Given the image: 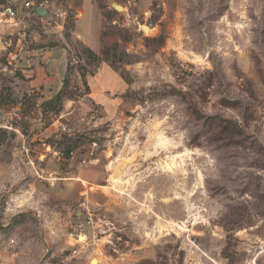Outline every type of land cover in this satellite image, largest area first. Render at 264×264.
I'll list each match as a JSON object with an SVG mask.
<instances>
[{"label": "rangeland", "instance_id": "1", "mask_svg": "<svg viewBox=\"0 0 264 264\" xmlns=\"http://www.w3.org/2000/svg\"><path fill=\"white\" fill-rule=\"evenodd\" d=\"M46 1L43 17L0 9L1 150L12 174H27L11 155L25 146L40 176L2 192L0 246L12 264H264V0ZM91 6L118 89L87 92L81 80L82 69L98 79L101 64L73 37ZM61 46L79 72L66 89L73 103L42 135L54 115L39 116L41 96L23 91L15 65ZM67 177L85 179L81 198L55 195Z\"/></svg>", "mask_w": 264, "mask_h": 264}, {"label": "crops", "instance_id": "2", "mask_svg": "<svg viewBox=\"0 0 264 264\" xmlns=\"http://www.w3.org/2000/svg\"><path fill=\"white\" fill-rule=\"evenodd\" d=\"M22 11L24 10H19V12ZM87 13H90V15L97 14V17L93 19L91 26L82 28ZM101 26L102 22L97 10L92 6L91 8L88 7L81 11V19L76 22L73 37L81 42L86 48H89L94 53L99 54L97 51H99L100 46ZM22 54L23 56L20 55V62H18L15 67L18 69L21 77L23 78V80L18 82L22 86L23 91L28 94L31 92H38L41 98L38 99L37 102L43 103L51 100L56 94H58L63 86V79L67 69V51L64 48L56 47L51 49H32L31 51H26ZM25 55L28 56V59L21 61ZM97 70V75H95L99 77L98 79L95 76L92 77V75H88L85 78L89 89H92V91L93 88H99L101 90H104L107 87H110L111 89H118L121 86L119 78L107 64L101 63ZM0 85H2L1 81ZM93 93L94 92H91L87 94V96H92ZM66 102L67 103L64 104L68 105L64 106L63 104L60 113L57 116H54L51 125L46 128L43 133H41L42 135L51 134L58 130L57 125L62 124L61 120L68 116V106L73 103L70 100ZM37 113L40 116L41 109H37ZM39 116L38 118L31 120L32 126L36 125L35 123H40L41 119ZM0 128H3V126L0 125ZM1 147L2 145H0V200L3 197L2 192L4 191V193H6L9 183L12 182L17 184L23 180L24 175L36 176L35 172L32 171L33 169L30 170V168H27L29 167V164L32 163V160L27 156L25 146L22 145L23 148H21V150L16 149L11 155L16 157V162L20 163L21 161V165L24 167V173L27 174H19L16 171L15 174H12L9 171L8 153L1 150ZM24 152L25 154H23ZM61 182L60 188L55 191V195L60 200L74 201L81 198V195L85 190V179L67 177L61 179ZM50 185L54 186L53 183H50ZM3 245H6V243H3ZM7 247L0 246V264H12L13 259L9 255Z\"/></svg>", "mask_w": 264, "mask_h": 264}, {"label": "trees", "instance_id": "3", "mask_svg": "<svg viewBox=\"0 0 264 264\" xmlns=\"http://www.w3.org/2000/svg\"><path fill=\"white\" fill-rule=\"evenodd\" d=\"M3 3H6L5 0H0V5H2ZM60 48H64L65 50H67L65 46H61ZM82 52H83L85 60L88 63H97V64L99 63L100 64V63L106 62L108 63V66L112 69V71L117 73L114 63L111 62L108 57L101 58L99 54L94 53L89 48H84ZM66 58H67V69H66L65 77L63 79V86L61 90L58 92V94H56L51 100L40 104L42 116L45 113H50L54 116L60 113L63 107L64 100L67 97L66 89L70 83V77L73 75L74 72H78L76 66H74L75 64L71 63V58L69 56H66ZM117 74L121 77L119 73ZM88 75H91V74L87 72L85 69H82L80 76H81V80L83 81V86L86 88L87 92L89 91V88L87 86L85 78ZM4 91L8 92V89L0 88V99L3 98ZM194 113L195 115H197V117L203 118L206 122H209L210 124L219 127L223 131H227L233 134H238L240 132L238 126H236L235 124H233L232 122L228 120H224L218 117H203L197 112H194ZM5 133L6 132L4 130H0V140H2V137L5 135ZM74 149L75 148L73 147V145H66L63 147L61 151H59V154L64 160H68L70 156L73 154Z\"/></svg>", "mask_w": 264, "mask_h": 264}, {"label": "built area", "instance_id": "4", "mask_svg": "<svg viewBox=\"0 0 264 264\" xmlns=\"http://www.w3.org/2000/svg\"><path fill=\"white\" fill-rule=\"evenodd\" d=\"M0 9H2L1 14L3 17H6L12 20L16 18L19 10L21 9L27 12H31L34 16H36L35 12L38 9L46 10L47 12H49V6L47 5L46 0H8L5 5H0ZM25 152H27L26 149H25ZM19 164H21V161ZM35 175L38 176V173L35 172ZM81 206H85V204L82 203Z\"/></svg>", "mask_w": 264, "mask_h": 264}, {"label": "water", "instance_id": "5", "mask_svg": "<svg viewBox=\"0 0 264 264\" xmlns=\"http://www.w3.org/2000/svg\"><path fill=\"white\" fill-rule=\"evenodd\" d=\"M112 8L115 10V11H120V10H122V7L121 6H119V5H117V4H113L112 5ZM36 16L37 17H43V16H45L46 14H47V11L46 10H36ZM145 28H147V27H145Z\"/></svg>", "mask_w": 264, "mask_h": 264}, {"label": "bare ground", "instance_id": "6", "mask_svg": "<svg viewBox=\"0 0 264 264\" xmlns=\"http://www.w3.org/2000/svg\"><path fill=\"white\" fill-rule=\"evenodd\" d=\"M148 28H145V27H143V31L144 32H148ZM172 227H174L173 225H171ZM84 240V238L83 237H80V241H83ZM93 264H97V262H94Z\"/></svg>", "mask_w": 264, "mask_h": 264}]
</instances>
